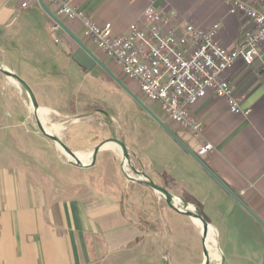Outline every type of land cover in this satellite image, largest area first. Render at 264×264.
Here are the masks:
<instances>
[{"label": "crops", "instance_id": "obj_1", "mask_svg": "<svg viewBox=\"0 0 264 264\" xmlns=\"http://www.w3.org/2000/svg\"><path fill=\"white\" fill-rule=\"evenodd\" d=\"M68 1L98 25L111 26L115 35L126 34L143 20L148 7L166 19L175 13L174 27L193 24L207 30L219 24L217 40L229 50L239 46L251 27L248 18L230 13L233 0ZM23 2L29 7L23 9ZM45 5L64 25L55 34L54 21L39 0H0V65L22 80H31L43 94L76 102L63 106V113L46 104L39 108L68 121H81H67L60 138L78 155L83 167L63 159L79 171L78 178L71 180L64 174L45 176L35 169L27 172L11 155L6 164L2 158L5 141L16 148L17 140L11 133L13 128L6 132L0 127V264H203L201 228L170 208L155 191L139 184L136 177L127 183L116 149L106 145L94 165L87 166L95 148L113 136L126 145L135 169L200 211L216 243L218 259L210 258L211 263L264 264L261 70L238 62L225 74L248 115L231 113L226 100L211 93L191 107L192 115L204 127L202 137L194 138L167 120L157 103L142 97L137 83L127 79L87 39L81 22L58 16L57 6ZM2 75L6 82L13 81ZM115 78L123 81L171 133L138 103L131 112L124 111L127 123L120 131L114 117L81 107L80 102L92 100L89 95L99 88L97 79L115 83ZM64 80L70 82V89L64 87ZM132 115L136 116L134 122ZM4 116L0 110V119ZM100 116L102 123L91 124ZM107 123L106 135L100 129ZM77 133L87 135L82 139ZM206 143L212 144L214 151L199 157L201 164L192 154L197 155ZM89 155L90 163L80 158ZM170 244L172 250L167 254ZM112 255L117 258L115 263L109 261Z\"/></svg>", "mask_w": 264, "mask_h": 264}, {"label": "built area", "instance_id": "obj_2", "mask_svg": "<svg viewBox=\"0 0 264 264\" xmlns=\"http://www.w3.org/2000/svg\"><path fill=\"white\" fill-rule=\"evenodd\" d=\"M58 7V16L81 22L87 39L113 61L124 76L137 83L143 97L157 103L165 118L194 138H201L204 127L192 115L191 107L208 94L226 100L233 114L248 115L226 80L225 74L238 62L257 66L264 75V0H233L230 13L248 18L251 27L236 49L229 50L217 40L220 25L202 29L193 24L174 27L170 19L153 7L143 20L133 24L126 34L115 35L109 25H98L83 10L68 0H43ZM23 9L28 2L21 4ZM61 30L53 23L52 32ZM59 43V39L55 40ZM214 151L212 144L202 145L198 157ZM179 209L181 205H177Z\"/></svg>", "mask_w": 264, "mask_h": 264}, {"label": "rangeland", "instance_id": "obj_3", "mask_svg": "<svg viewBox=\"0 0 264 264\" xmlns=\"http://www.w3.org/2000/svg\"><path fill=\"white\" fill-rule=\"evenodd\" d=\"M24 82L33 91L38 105L46 104L49 107L63 113V106L68 107L70 105L73 106L76 104V102L74 101H59L47 94H43L41 90H37L38 86L31 82V80L30 82L24 80ZM97 82L99 83V88H96L93 95H89L90 97H92V100L81 101V107L84 110L88 111L97 110L103 113L108 118L109 116L114 117L117 120L115 126H117V129L120 131L121 128H124L127 123L124 119V111L131 112L132 109H134V107L136 106L137 102L128 93L123 81H120V83H110L105 79H97ZM64 87L68 89L71 88L70 82L68 80H64ZM129 96L132 98V100ZM72 108L70 111H73ZM0 110L5 114L4 118L0 119V127L3 128L6 132L9 127L13 128L11 130V133L14 135V137H16L15 139L18 142V146L17 142H15L16 148H12L13 145L6 139L5 147L3 146L2 155V158L6 164L9 160V155H11V159L16 164L21 163L22 169H25L27 172L35 169L36 172L43 173L45 176L53 174L58 177L64 174L67 176L69 175L71 180H75V178H78L79 171H77V169H75L73 165H67L63 160L64 158H66V155L62 153L58 147H55L56 145H54L51 140L46 139L38 131L33 108L27 93L17 83L9 79L6 82V79L3 75L0 77ZM98 118L99 120L94 119L91 124L102 123L101 121L104 119L103 116H100ZM45 119L48 127L55 128L57 130H55L56 133L52 130V132H54L53 134L59 137H62L64 135V130L67 125L79 124L81 122L78 118H73L70 121L62 119L54 112H50V114H48ZM135 119L136 116L132 115V119L130 120L134 122ZM67 121L69 124L67 123ZM109 126V124L106 127L102 125L100 130H102L107 135ZM86 135L87 134L85 133H77V136H82V139ZM115 148L122 168L133 179V177H136L135 174L133 173L132 169L126 165L121 150L118 147ZM131 164L135 168V160H133L132 158ZM10 165L12 166V164ZM126 181L127 183L133 182L129 179H126ZM56 187H60L59 182H56ZM166 248V253H170V251L172 250L171 244L169 246H166ZM115 259L117 258H114L112 255L109 261H114L115 263ZM165 264L169 263L165 261ZM209 264L215 263L210 262Z\"/></svg>", "mask_w": 264, "mask_h": 264}, {"label": "water", "instance_id": "obj_4", "mask_svg": "<svg viewBox=\"0 0 264 264\" xmlns=\"http://www.w3.org/2000/svg\"><path fill=\"white\" fill-rule=\"evenodd\" d=\"M39 3L41 5V7L43 8V10L52 18V20L55 23H57L61 28H64V25L61 23V21L48 10V8L46 7L44 1L43 0H39ZM83 48L92 56L91 52L88 49H86L84 46H83ZM0 73L4 74L8 78L12 79L20 87H22L24 89V91L27 93V95H28V97L30 99L32 108H33V112H34V116H35V120H36L38 131L45 138L51 140L60 149V151L66 155V157L68 158V160H69V162L71 164H73L74 166L83 167L78 155L75 152H73L62 141V139L59 136H57V135L53 134L52 132H49V131L46 130V128L44 127V124L42 123V120L40 119V115H39L40 108H39V105H38V103L36 101L34 93L31 90V88L24 82V80H22L19 76L13 74L8 69L2 67L1 65H0ZM115 80L118 83H120V81L118 79L115 78ZM128 93L136 100V102L143 109H145L151 116H153L150 113V111L148 110V108L146 107V105L139 98H137L130 91H128ZM155 119L157 120V122H159V124L165 130H167L169 133H171L169 131V129L164 124H162L157 118H155ZM109 143L115 144L121 150L122 155H123V159H124L126 165L129 166L132 169L133 173L137 177L136 181L139 184L150 188L151 190L155 191L159 196L163 197L167 201V203L170 206V208H172L175 212H177V213H179V214H181L183 216H186V217H188V218H190V219H192L194 221H198L201 224V226H202V243H203V245H202L203 246L202 247L203 248V264H209L210 255H209V250H208V248L206 246V243H207L208 239L212 236V229H211L210 225L203 218V216L200 213V211L197 208L193 207L191 204H189L183 197L176 196V195L172 194L171 192H169L168 190H166L162 186L156 184L143 171H139V170L135 169L132 166V164H131V159H130L128 150L126 148V145L121 140H118L115 136H113L112 138L102 142L93 151V153H92V162H91V164H89L87 166L90 167V166L94 165L99 151L103 147L108 145ZM192 155L195 157L196 160H198L200 162L199 157L197 155H194V154H192ZM125 176H126L127 179L132 180V178L126 172H125ZM177 205H181L182 208L179 209Z\"/></svg>", "mask_w": 264, "mask_h": 264}, {"label": "bare ground", "instance_id": "obj_5", "mask_svg": "<svg viewBox=\"0 0 264 264\" xmlns=\"http://www.w3.org/2000/svg\"><path fill=\"white\" fill-rule=\"evenodd\" d=\"M14 82V81H13ZM50 112L51 111H49V110H46V109H41L40 110V117H41V119H42V122H43V124H44V127L46 128V130L47 131H49V132H52V130L55 132V128H51V127H48L47 126V123H46V119H45V117L48 115V114H50ZM45 121V122H44ZM55 127V126H54ZM57 131V130H56ZM54 132H52V133H54ZM56 133V132H55ZM115 147H117L115 144H113V143H109L107 146H106V148H115ZM116 149V148H115ZM91 154V153H90ZM91 155H89V156H82V157H80L81 158V160L84 162V161H86V160H88L89 159V163L91 162V157H90ZM88 162H86V163H88ZM195 223L201 228V230H202V226H201V224L198 222V221H195ZM206 246H207V248H208V250L210 251V253H211V259H218V255L216 254V251H215V249H216V243H215V241L212 239V236L208 239V241H207V243H206ZM209 263H210V261H209Z\"/></svg>", "mask_w": 264, "mask_h": 264}]
</instances>
